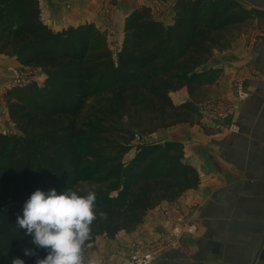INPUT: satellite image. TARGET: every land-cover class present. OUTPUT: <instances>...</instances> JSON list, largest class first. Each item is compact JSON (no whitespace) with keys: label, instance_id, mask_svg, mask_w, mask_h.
<instances>
[{"label":"trees","instance_id":"obj_1","mask_svg":"<svg viewBox=\"0 0 264 264\" xmlns=\"http://www.w3.org/2000/svg\"><path fill=\"white\" fill-rule=\"evenodd\" d=\"M174 12L167 26L148 8L133 12L114 53L95 25L56 32L44 22L38 0H0V56L44 73L42 83L8 89L3 97L16 132L5 133L0 125V264L14 257L35 264L36 257L23 254L33 245L16 218L37 189L59 194L76 190L83 179L96 181L95 210L107 217L93 222L87 246L101 236L134 231L150 212L199 187L181 143L135 139L199 125V104L176 106L170 95L187 88L195 99L196 91L215 85L222 71L203 67L228 49L222 34L264 20V14L233 0H178ZM100 97L106 107L91 115L98 120L83 125L99 131L81 138L79 117ZM83 162L92 166L88 175Z\"/></svg>","mask_w":264,"mask_h":264},{"label":"crops","instance_id":"obj_2","mask_svg":"<svg viewBox=\"0 0 264 264\" xmlns=\"http://www.w3.org/2000/svg\"><path fill=\"white\" fill-rule=\"evenodd\" d=\"M38 1L51 29L61 32L95 25L109 35L114 53L122 47L126 19L143 2L114 0L110 4L115 12L108 16L103 13L104 0ZM257 9L264 14V8ZM169 19L156 20L167 26L173 22ZM249 34L233 41L223 54L215 52L203 67L204 71L221 70L223 77L218 82L246 67L242 84L246 97L236 103L233 115L221 121L201 113L199 125H180L153 135L157 143L184 146L186 161L199 174V187L175 204H163L150 212L134 231L121 232L113 239L97 238L85 246L86 257L100 264H127L137 250L156 245L164 233L174 230L175 224L163 219L161 213L175 205L185 219L177 226V244L151 264H264V39L249 38ZM7 58L0 56L1 96L6 93ZM233 96L231 91L224 97L233 100ZM170 97L176 106L195 102L187 88Z\"/></svg>","mask_w":264,"mask_h":264},{"label":"clouds","instance_id":"obj_3","mask_svg":"<svg viewBox=\"0 0 264 264\" xmlns=\"http://www.w3.org/2000/svg\"><path fill=\"white\" fill-rule=\"evenodd\" d=\"M96 199L92 190L85 195L71 188L59 194L54 188L32 192L23 204L22 216L16 218L18 229L31 237L33 245L23 249L24 256L36 257L35 264H100L85 256L93 222L107 217L102 210L96 212ZM38 250H44L46 255L40 258ZM11 264H25V260L14 257Z\"/></svg>","mask_w":264,"mask_h":264},{"label":"rangeland","instance_id":"obj_4","mask_svg":"<svg viewBox=\"0 0 264 264\" xmlns=\"http://www.w3.org/2000/svg\"><path fill=\"white\" fill-rule=\"evenodd\" d=\"M106 2L105 9L103 10L104 15H112V13L115 12V7L111 5L114 0H104ZM242 5V7L249 12H258L257 8H264V2L262 0H233ZM116 2V1H115ZM178 0H143V2H140L136 5V10L140 8H148L152 11L153 16L156 19H162L164 18V21L169 19H174L175 12L174 8L177 4ZM128 3V2H127ZM144 3V4H143ZM260 12V11H259ZM249 38L255 39L257 36L259 38L264 39V20H253L249 21L248 23L242 25L238 29H228L225 31L222 35V40L229 41L230 45L228 48H231V43L235 41L237 38H239L243 34H248ZM107 39L109 40V35H107ZM219 54H223V52H220ZM8 60V68L5 72V78L3 80L4 89L7 91L8 89L17 87V79L22 78L24 81L32 82L36 81L38 83H42L44 76V73L41 70L38 69H30V68H23L20 65H18V62L15 61V59L7 58ZM240 69V68H239ZM238 69V70H239ZM246 69L241 68L239 73L236 74V76H229L226 77V79H222L220 82L215 84V86L210 87L209 89L204 88L203 91H196L195 96V102H197L199 105V110L202 115H206L209 117H212L209 115V113L205 110L207 108H211L214 111L217 112H224L226 114H229L228 117L232 116L234 112V106H236L239 102V96H238V87L243 84V80L245 78L244 72ZM249 71V68H248ZM27 82V83H28ZM20 86V85H18ZM233 92L234 96L232 97L233 100L226 98L227 93ZM2 92L0 91V125L5 133H15L16 130L14 129V125L9 120L7 109H6V102L4 100V95L1 96ZM241 100V99H240ZM105 99L104 97L100 98H94L86 107L83 114L79 117V124H80V137H90L91 135L97 133L99 131L98 127H91L87 128L83 125H86V121L91 119L92 121L98 120V118L93 115L91 118V115L95 113V110L100 108H105ZM213 118V117H212ZM227 119V118H226ZM225 119V120H226ZM217 120L224 121V119L218 118ZM147 144H153L157 143L158 139L154 138L153 135L150 136V138L144 140ZM135 143V142H134ZM136 144V143H135ZM132 154V153H131ZM129 155L126 160L125 164L126 166L132 161L133 157L132 155ZM81 165H83V174L88 175V173L92 172V166L88 164V162H83ZM99 186L96 185L95 182L84 180L77 186L76 190L79 191V193L86 194L87 191L92 190L97 192Z\"/></svg>","mask_w":264,"mask_h":264},{"label":"built area","instance_id":"obj_5","mask_svg":"<svg viewBox=\"0 0 264 264\" xmlns=\"http://www.w3.org/2000/svg\"><path fill=\"white\" fill-rule=\"evenodd\" d=\"M27 82L28 81H24L22 78L17 79L16 81L17 86L24 85ZM238 96L242 100H244L246 97V93L243 91L242 84L238 87ZM205 110L209 113V115L216 119L220 118L225 120L229 116V114H226L224 112H217L212 110L211 108H207ZM146 139H140L139 137H137L135 139V143L141 144ZM161 216L163 217V219L175 224L174 230H171L170 233H164L161 240L156 245L148 246L145 248L142 247L137 250L127 264H151L157 258V256L160 255L161 252L172 248L177 244V239L180 233L177 226L183 223L185 220L182 209L175 205L169 206L161 213Z\"/></svg>","mask_w":264,"mask_h":264}]
</instances>
